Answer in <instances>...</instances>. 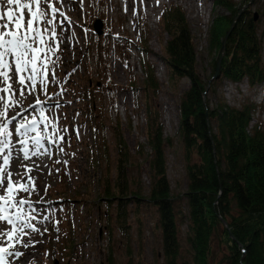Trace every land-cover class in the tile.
Masks as SVG:
<instances>
[{
  "label": "rangeland",
  "instance_id": "374dc122",
  "mask_svg": "<svg viewBox=\"0 0 264 264\" xmlns=\"http://www.w3.org/2000/svg\"><path fill=\"white\" fill-rule=\"evenodd\" d=\"M232 1L235 5L241 6L243 12L249 10L252 16L257 17L260 35L264 31V0ZM47 2L57 9V13H51L46 3L42 2L40 8L47 11V16L40 17L42 23L32 15L35 12L39 17V11L35 5H31L29 9L8 5L6 2L0 4V15L7 18V22L0 20V25L8 23L7 28H10L5 32L3 27H0V32H15L17 35L27 33L31 36L32 33L27 32V24L29 20H32L33 28L39 29L45 40L43 46L39 42L34 44V47L44 50L41 54H36L41 57L37 60V67L43 72L44 85L39 83L40 77L37 78L35 85L28 81L21 85L19 76L13 73L14 57L11 56L7 57L9 82L0 77V88L11 85L7 92L9 95L0 92V97H3L0 100V107L4 110L3 106L9 105L6 111L11 114L13 107L21 111L38 108V112L36 111L33 116L36 120L34 133L42 142L35 144L34 140H27L26 145L21 144V139H27V137L21 138L14 129L8 131L12 133L11 136L7 135L8 132L0 136V139H6L7 148H9L6 150L3 145H0V166H2L0 168L4 167V174L6 172L13 174L11 176L12 195L6 194V197L8 199L10 196L11 200H15L9 205L14 207L15 213L19 211V214L16 213L15 216H20L19 220L11 219V224L0 223V232L3 235L1 238L6 239L8 244L15 241L14 252L20 253L18 256L6 254L7 261L3 259V264H107L109 244L105 220L106 202L102 198L100 185L107 171V165L103 160V139L106 140L107 150H109L111 164L108 171L111 173V180L115 175L114 126L118 118L121 137L126 143V148L130 149L132 158L136 157L134 154H136L137 145H144L146 142L144 108L141 106L136 110L130 93L131 89L127 85L131 74L137 77L138 84L143 79L136 52V41L140 33V16L146 17L151 53L148 60L154 67V74L160 85L155 105L161 116L162 134L165 138L169 137L172 140V146L167 147L164 152L166 178L170 183L171 195L182 197L187 189V178L184 173V149L177 135L179 131L177 109H179V98L190 84L184 79L180 80L174 88L167 84L168 74L160 59L161 47L164 46L166 35L161 36L158 32L157 17L160 15L161 7L168 5L169 2L183 9L197 53L196 72L202 81L209 83L212 65L217 56L208 49L209 26L212 23V16L222 15L224 11L212 8L214 0H47ZM24 3H30V0H22V5ZM9 8L13 10L12 12L16 11L13 20L6 17L5 12ZM53 15L56 16V20L53 24L47 25L49 31L44 32V21ZM95 20L103 24L102 36L100 35L102 39L99 40L98 45L94 42L96 35L93 34ZM17 22L20 25L26 23L18 29L15 27ZM53 27L56 29V38L51 36ZM260 44L261 58L264 60V38H261ZM52 45L56 47L55 55L52 53L45 55L47 48ZM101 45L104 46L103 50H99L98 46ZM98 63L102 66L101 71ZM103 65L106 66V70ZM4 70L0 69V71ZM108 82L110 86L107 85ZM216 82L218 83L212 87L213 91H208L207 100L211 106H215L219 101L232 108H239L247 102L253 103L258 108L253 116V124L262 122L264 124V82L254 87H248L245 79L239 84L222 79ZM18 86L20 87L17 88ZM21 91L24 94L22 96ZM7 98L9 102H6ZM139 99L141 102V92ZM114 108L117 111L116 114ZM41 109L44 110V119L41 117ZM128 118L132 121L131 129L127 127ZM53 123L56 126L55 132L63 136V140L54 135ZM24 146L30 149L28 158H23ZM4 156H9L7 165L3 164ZM145 163L142 160H136L133 167L128 168V179L136 181L130 187L139 186L146 194L149 180ZM137 164L140 167L137 168ZM17 182L28 187L30 191H22ZM6 184L7 182L5 187H0V194L4 196ZM60 184L65 186L63 200L58 198ZM21 199L33 200V203L15 206ZM55 199L59 200L55 201ZM179 209L186 214L183 204ZM128 210L130 215L127 221L131 225L129 249L133 257V262L130 264H155L156 255L159 257L161 253L159 231L154 229L158 223L157 212L150 207L142 206L139 214L135 216L131 213V207ZM109 213H111V223L115 227L113 223L115 212L111 209ZM29 224L32 228L28 227ZM18 229L20 231L14 233ZM180 230L182 254L185 257L187 256L184 240L187 232L185 225L182 224ZM25 242L27 247L24 246ZM0 244L5 243L0 242ZM110 244L111 264H128L126 244L115 229L112 231ZM217 244L216 240L211 244L216 261L221 257ZM62 253L71 254L69 261L64 260Z\"/></svg>",
  "mask_w": 264,
  "mask_h": 264
},
{
  "label": "trees",
  "instance_id": "16d2710c",
  "mask_svg": "<svg viewBox=\"0 0 264 264\" xmlns=\"http://www.w3.org/2000/svg\"><path fill=\"white\" fill-rule=\"evenodd\" d=\"M212 8L224 11L222 15L212 16L207 37L208 49L217 54L212 65L213 76L223 38L242 7L232 0H214ZM248 11L238 16L224 44L219 81L222 79L239 84L245 79L248 87H254L264 82V60L260 46L264 31L258 34L257 21ZM184 14L183 9L174 3L163 5L157 17V30L161 36L166 35L160 59L168 74L167 84L174 88L183 79L190 84L179 98L177 109V135L184 149L187 189L182 197H173L166 178L164 152L172 146V140L162 134L161 116L155 105L160 85L148 60L151 55L148 24L145 15H141L136 52L143 79L138 84L137 77L131 74L127 85L131 89L136 110L141 106L144 108L146 142L137 145L136 157L132 158L130 149L126 148L121 137L118 118L114 126L115 175L111 180L108 171L111 164L109 150L103 139V160L107 171L100 185L102 198L106 202L107 264H111L112 260L110 240L114 229L126 244L128 264L133 262L129 249L131 225L127 221L130 215L128 208L131 207V213L137 216L142 206L157 212L158 223L154 229L159 231L161 253L159 257L156 255L155 264H264V124L251 125L258 109L253 103L247 102L239 108H232L220 101L215 106L208 103V91H213L212 87L218 82H204L196 72L197 53ZM94 39L98 45L102 38L94 36ZM98 47L99 50L104 49L103 45ZM98 66L101 71V64L98 63ZM107 85L110 86V82ZM131 122L128 118L129 129ZM136 160L146 162L149 180L146 194L139 186L130 187L136 181L128 179V168L133 167ZM136 166L140 167L138 164ZM64 188L60 184V200L65 199ZM181 204L186 214L179 209ZM111 209L115 212V227L111 223ZM136 222L139 223L137 219ZM182 224L187 230L184 235L185 257L181 247ZM215 240L221 252L217 261L214 260L215 251L211 246ZM62 254L64 260L69 261L71 254Z\"/></svg>",
  "mask_w": 264,
  "mask_h": 264
},
{
  "label": "snow or ice",
  "instance_id": "6c2138e0",
  "mask_svg": "<svg viewBox=\"0 0 264 264\" xmlns=\"http://www.w3.org/2000/svg\"><path fill=\"white\" fill-rule=\"evenodd\" d=\"M5 0H0V4L4 3ZM43 3H46L47 9L51 10V13L56 14L57 9L52 6L51 3H48L47 0H30V3H24L22 5V0H6V3L8 5H17L18 7L22 6L24 8H31V5L37 6V10L39 11V17H45L47 16V11L45 9H41L40 5ZM6 15L8 16L9 20L13 19L14 13L12 10L9 8L6 12ZM34 18H39L37 17V14L35 12L32 13ZM59 15H63V13H59ZM4 16L0 15V20H3ZM56 20V16L53 15L50 19H46L44 21L45 27L43 29L44 32H48L49 29L47 25L53 24V22ZM17 28L19 29L21 25L17 22ZM0 27L7 28L8 25H0ZM27 32L32 33L31 36H29L27 33L25 34H20L17 35L15 32H0V69H7L9 67V63L7 60V57L11 56L14 57V73L19 76V83L21 85H24L26 81L30 82L32 85H35L37 83V78L40 77L39 83L41 85H44L45 80L43 78V72L41 69L37 67V60L41 59L40 56L36 55L37 53H41L43 48H37L34 47V44L39 42L41 46L45 44L44 36L42 35L41 31L39 29H34L33 28V21L29 20L27 24ZM56 29L53 27L51 29V36L53 38H56ZM8 36L10 38L6 39L5 37ZM56 51V47L54 45L49 46L47 48V53H52L54 54ZM58 59V58H57ZM55 63V61H53ZM26 74V75H25ZM0 77H3L5 81L9 80L10 77L8 74L4 71H0ZM11 85L9 84L7 87L0 88V92L7 93L9 92ZM20 95H23V92L21 91ZM3 97H0V100H2ZM39 103V101H37ZM5 109L8 107V105L3 106ZM4 117V111H0V118ZM41 117L44 119V110L41 109ZM15 119V117H12V119L8 120H3L0 119V136L4 134V131L7 129L8 125L12 124V121ZM55 124L53 123V129H54V135H57L60 140H63V136H59L55 132ZM14 131L17 135L20 137H28L29 133L36 132V120L33 119L31 121V126L25 124V123H20L18 126L14 127ZM66 131V130H65ZM8 136H11L12 133L8 132ZM34 141L36 144L40 143V140L38 137H33ZM21 144L26 145L27 144V139H21L20 141ZM0 145H3V147H7L8 143L5 139H0ZM62 150V149H61ZM29 156V150L25 147L23 149V157L28 158ZM3 162L5 165L9 163V156H4ZM13 174L11 172H7L4 174V169L0 168V187H5V182L6 184V191L11 195L13 191V182L11 180V176ZM19 183V182H17ZM22 191L29 192L30 189L28 187H22ZM0 201H6L5 196L0 195ZM27 203L26 200L21 199L16 202L15 206L18 205H23ZM5 209L3 206H0V213H3ZM17 220L20 219V216L17 215ZM7 219L4 216H0V220ZM11 220H8V223L11 224ZM29 228H32V225H28ZM35 231V229H33ZM25 247H27V243L25 242L24 244ZM5 253V248L0 247V254ZM7 255L12 256V255H20L19 251L16 252H8ZM0 264H3V256L0 255Z\"/></svg>",
  "mask_w": 264,
  "mask_h": 264
},
{
  "label": "bare ground",
  "instance_id": "6f19581e",
  "mask_svg": "<svg viewBox=\"0 0 264 264\" xmlns=\"http://www.w3.org/2000/svg\"><path fill=\"white\" fill-rule=\"evenodd\" d=\"M5 2H6V0H5ZM4 2V3H5ZM7 4V3H6ZM1 7V6H0ZM11 7H13V6H11ZM12 10V9H11ZM18 10V9H17ZM13 11V10H12ZM16 12V11H15ZM15 12H13L14 13V16H13V18H15ZM6 13V12H5ZM21 13V12H20ZM19 13V14H20ZM39 14V13H38ZM6 17H8V16H6ZM21 17V16H20ZM25 17V16H24ZM65 17V16H64ZM26 18H28V17H26ZM23 19V18H22ZM5 22H7V18H4L3 19ZM13 20V19H12ZM16 20V19H15ZM36 20V19H35ZM38 20H40V22H41V18L39 17L38 18ZM37 20V21H38ZM21 21V20H20ZM9 22V21H8ZM10 22H12V21H10ZM22 22V21H21ZM27 22V21H26ZM26 22H24V23H26ZM43 22V21H42ZM41 22V23H42ZM2 23V22H1ZM16 23V22H15ZM23 23V24H24ZM39 23V22H38ZM4 24V23H3ZM8 24V23H7ZM23 24H21V25H23ZM17 25V24H16ZM38 25V24H37ZM9 27H11V26H9ZM15 27H17V26H15ZM25 27V26H24ZM4 30H5V32L7 31V29H10V28H3ZM22 29V28H21ZM1 30V29H0ZM23 30V29H22ZM25 30V29H24ZM18 31V30H17ZM26 32V31H25ZM23 34V33H22ZM7 39V38H6ZM41 54V53H40ZM54 55H55V53H54ZM49 56V55H48ZM9 60V59H8ZM11 60V59H10ZM13 60V59H12ZM6 73H8V71H7V69H5L4 70ZM12 72V71H11ZM14 73V72H13ZM14 78V77H13ZM8 81V80H7ZM9 82V81H8ZM11 83H12V81H11ZM3 86V85H2ZM20 86H18L17 88H19ZM14 88V87H13ZM18 92V91H17ZM16 92V93H17ZM8 95H9V93H7ZM26 94V93H25ZM13 95H15V94H13ZM24 95V94H23ZM5 96V95H4ZM18 96V95H17ZM9 97V96H8ZM26 97V96H25ZM5 98V97H4ZM13 99V98H12ZM21 100V99H20ZM22 101V100H21ZM26 101V100H25ZM6 102H9V98H7V101ZM9 106V105H8ZM19 107V106H18ZM7 110V108L5 109L4 108V110L2 109V107H0V111H4V117L2 118L3 120H8V119H12V117H15V119L12 121V124H10V125H8V127H7V129L4 131V134H7V132L9 131V130H11V129H14V127L15 126H18L20 123H24L25 122V124L27 123V125H29V126H31V121L33 120V116H34V113H36V111L38 112V108H36L35 107V109L34 108H31V109H27V110H25V111H21V110H19L18 108L16 109V108H14L13 107V113L11 114V113H9L8 111H6ZM35 110V111H34ZM19 111H21V112H19ZM38 121V120H37ZM12 131V130H11ZM30 136L29 137H27V140H34L33 139V137H38L37 135H35V133L34 132H32V133H30L29 134ZM14 136H15V134H14ZM41 137V136H40ZM22 138V137H21ZM6 140V139H5ZM19 141H20V139H19ZM40 143H42V142H40ZM12 144V143H11ZM36 144V143H35ZM11 146V145H10ZM33 146V145H32ZM25 147V146H24ZM37 147V146H36ZM4 149V148H3ZM16 149V148H15ZM19 149V148H18ZM40 149V148H39ZM5 150V149H4ZM6 150H9V148H7L6 147ZM11 150V149H10ZM30 150V149H29ZM16 151V150H15ZM30 152V151H29ZM21 153V152H20ZM36 153V152H35ZM42 153V152H41ZM38 154V153H37ZM36 154V155H37ZM1 155V154H0ZM39 156V155H38ZM1 158V157H0ZM3 158V157H2ZM24 158V157H23ZM37 158V157H36ZM39 158V157H38ZM12 159H13V157H12ZM20 159H22V158H20ZM2 160V159H1ZM16 160V159H15ZM11 161V160H10ZM19 161V160H18ZM17 161V162H18ZM21 161V160H20ZM24 161V160H23ZM37 161V160H36ZM11 163H12V161H11ZM25 163V162H24ZM37 163V162H36ZM4 164V163H3ZM22 164V163H21ZM28 164V163H27ZM1 165V164H0ZM5 166V165H4ZM10 166V165H9ZM0 167H2V166H0ZM11 167V166H10ZM32 167V166H31ZM4 168V167H3ZM9 171V170H8ZM11 171V170H10ZM30 172V171H29ZM7 173V172H6ZM35 173V172H34ZM41 173V172H40ZM24 175V174H23ZM26 176V175H25ZM25 180V179H24ZM34 180V179H33ZM38 180V179H37ZM25 182V181H24ZM34 183V182H33ZM32 183V184H33ZM19 187L20 188H22V187H25V185H23L22 183H19ZM17 190V189H16ZM5 192V198H6V201H0V206H3V208H6L5 209V211L3 212V213H0V216H4V217H6L7 219H3V220H0V223H8V220H13L14 218H16L17 216H15L16 215V213L17 214H19V211H17L16 213L14 212L15 211V209H14V207H12L11 205H9L12 201H15V200H11V197L9 196V198L7 199V195L6 194H9L7 191H4ZM33 192V191H32ZM20 193V192H19ZM18 193V194H19ZM1 195V194H0ZM3 195V194H2ZM12 195V194H11ZM22 195V194H21ZM4 196V195H3ZM17 197V196H16ZM20 197H22V196H20ZM19 197V198H20ZM17 201V200H16ZM27 201V200H26ZM27 203H33V200H29V201H27ZM31 208V207H30ZM33 208V207H32ZM23 210V209H22ZM33 210V209H32ZM41 210V209H40ZM27 213V212H26ZM22 215V214H21ZM26 216H28V215H26ZM43 217V216H42ZM28 218V217H27ZM34 218V217H33ZM24 219V218H23ZM34 221V220H33ZM37 221V220H36ZM31 222V221H30ZM35 222V221H34ZM42 222V221H41ZM28 223H29V221H28ZM36 223H38V222H36ZM14 225V224H13ZM2 226V225H1ZM17 226H19V225H17ZM14 227V226H13ZM6 229V228H5ZM23 230V229H22ZM20 231V229H18V230H16V232H14V233H17V232H19ZM10 233V232H9ZM8 234V233H7ZM3 235H2V233L0 232V242H2V243H5L4 245H2V244H0V247H3V248H5V253H3L2 254V256H3V259L4 260H6L7 259V257H6V254L8 253V252H14L15 251V247H14V242L12 243V244H8L9 242H7V240L6 239H2L1 237H2ZM17 236V235H16ZM12 237V236H11ZM14 237V236H13ZM4 238V237H3ZM9 240V239H8ZM11 240V239H10ZM13 241V240H12ZM22 241V240H21ZM21 245V244H20ZM28 250V249H27ZM25 251V250H24ZM23 251V252H24ZM28 253V252H27ZM30 256H32V255H30ZM24 257V256H23ZM21 258V257H20ZM13 259V258H12ZM25 259V258H24ZM7 261V260H6ZM16 263V262H15Z\"/></svg>",
  "mask_w": 264,
  "mask_h": 264
},
{
  "label": "water",
  "instance_id": "95a60500",
  "mask_svg": "<svg viewBox=\"0 0 264 264\" xmlns=\"http://www.w3.org/2000/svg\"><path fill=\"white\" fill-rule=\"evenodd\" d=\"M243 12V9H241L239 12H238V14H237V16H236V19L234 20V22L233 23H231V25H230V29H229V31L225 34V36H224V40H223V42H222V44H221V47H220V49H221V54H219V57L217 58V63H216V66H214V75L211 77V79H210V81H209V84L212 82V81H216V80H218L219 79V77H220V75H221V70H220V65H221V62H222V60H221V57H222V54L224 53V44H226V41H227V37H228V35L232 32V30H233V26H234V23L236 22V20L238 19V16L241 14ZM254 21H257V17H255L254 16ZM102 28H103V24L99 21V20H95L94 22H93V33L95 34V35H97L98 37H100V35L102 36ZM55 264V263H54Z\"/></svg>",
  "mask_w": 264,
  "mask_h": 264
}]
</instances>
